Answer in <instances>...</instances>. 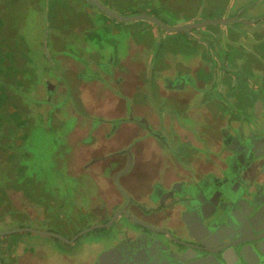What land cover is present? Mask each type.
Listing matches in <instances>:
<instances>
[{"label": "rangeland", "instance_id": "1", "mask_svg": "<svg viewBox=\"0 0 264 264\" xmlns=\"http://www.w3.org/2000/svg\"><path fill=\"white\" fill-rule=\"evenodd\" d=\"M29 1L31 0H0V16L4 21V27H0V33L6 35V38H8L7 34H11L14 36V40H18V36H21L23 38L21 45L26 53L22 61L25 70L23 75L17 78V82L12 77V80H8L10 83L6 87L9 92L19 96L21 103L12 105L15 106V112L18 114L15 120L13 114L8 113L9 111L8 114L6 113L5 116L0 117V151L14 149L16 154H19L18 151H22L24 154L30 153L29 157L26 154L23 157L28 162L23 168L28 167L26 173H30L31 180L37 179V177L44 178V180H41L40 186L47 188L44 192L45 198L49 197L50 194L55 197L52 205L45 208L52 219H37L35 216H26L23 210L18 212L24 214L27 220L31 219L36 224L37 229L46 230V228L57 227V225L62 227L63 229L60 228L62 235L61 232H57L61 235L60 237L55 236L53 238V235L44 239L50 242L54 241L64 249L68 247L67 250H71L74 257H79L78 263H80L85 253L84 250H81V243L87 239L90 241L97 240L100 233L115 228V225L97 228L85 233L83 237H79L72 243L68 241L83 229L69 237L67 227L75 225L78 220L89 217L95 212V210L90 211L87 209L91 205L87 204V200L91 197L90 194H99V190L92 189L91 191L89 189L91 188V182L88 179L95 176V181L100 182L106 175L102 172L108 173L107 169H109L107 168L109 161L105 157L110 158L113 154L108 151L101 156L104 158L97 157L95 165L98 162L103 164L97 167L98 170L93 165L94 161L89 162L92 158L86 159L85 157L79 159L80 161L78 160L80 167L76 169L68 167V164L75 159V151L80 149L79 143L72 140V138L70 139V133L78 124L81 126L92 111L89 106L85 108L78 94L80 89L75 81L76 75L71 72V69L78 68L79 76L87 77H96V73L100 72L111 74L112 65L115 66L116 64V49L119 52L118 70L126 76L133 71L143 76H149L151 74L150 67H152L154 61V67L165 66L166 62L162 59L163 52L174 54L176 56L174 60H177L176 63H185L181 68L182 71H190L189 67L194 63V61L193 63L191 61L194 56H197V59L202 58L204 62L208 61L209 67L214 70L212 76L208 78L209 83H203L205 84V90L208 91L207 99L203 98V105L207 103L211 112L217 109L218 106L224 105L226 117L236 121L238 117L242 116L245 120L244 113L229 104L225 97L221 95V92L226 89L227 97L235 95L234 98L240 106H245L249 98L264 102V29L258 31L257 28L254 30L253 20L251 21L246 16L255 11L256 6L250 8V12H245V9L248 10V5L260 0H111L108 2V5L113 7H110V9L120 15H150L164 21L169 27L178 26L180 28L173 32H164L158 27L151 26L149 21L144 18L120 20L108 14L106 15L104 11L97 7H94L92 12V10H89V6L84 5V3H89L86 0H33L36 7L31 10L25 7ZM261 2H264V0H261ZM130 8L139 11L128 13L127 11H130ZM260 8L261 5H258V9ZM121 9H125L126 12L120 11ZM239 11L241 15H238ZM236 15L238 17H235ZM30 16L31 19L37 21L34 24L37 27L31 26V30L29 26L31 21L25 19ZM261 17L264 20V14ZM188 18L190 19L188 20ZM88 21L92 22L90 23L92 27L87 32ZM230 23L231 25H229ZM260 23L262 24L255 26H264V21ZM20 25L24 28L21 35L19 33ZM29 31L32 32L34 40L30 37ZM246 33L249 35L246 36ZM89 38L94 41V45L88 43ZM197 38L201 40L197 41ZM260 39L263 41L262 51L258 48ZM135 46L136 49H134ZM95 48L97 54L92 52ZM105 50L108 52L107 55L104 54ZM129 53L132 55L130 60H133L135 56H137L138 61H140V58L143 60V71L138 72V70L135 71V69L120 64V58L123 59ZM82 54L85 57H81ZM86 55L88 58H86ZM112 55L113 60L110 61L109 57H112ZM225 55L228 56L229 62L234 65L226 69L225 80L220 77L222 82H219L217 76L223 67L220 62L224 61ZM148 56L153 58L149 59ZM101 58L104 59L101 60ZM94 60L96 65L92 69L88 63L92 64ZM255 60L257 62L253 63ZM150 61H153V63L151 64ZM258 62H261V64L258 65ZM196 72L197 74L200 73L197 69ZM242 73L247 75V81L242 79ZM187 74L189 73L187 72ZM187 74L181 77L182 81L185 80L183 77ZM47 76L53 81V83L50 82L52 87H49V84L46 83L48 81L45 80ZM117 78L122 79L123 76ZM196 78H194V81ZM153 79L152 77L150 83ZM217 82L222 86L225 84L227 88L225 86L223 88L219 87ZM101 83L104 84V80ZM37 84L39 86V97L36 104L31 96L34 95V86ZM195 84L201 85L198 81L194 83L191 80L186 81V85L194 87ZM42 85H44V91L41 88ZM54 85L57 87L55 91L53 90ZM58 87H61L60 90ZM193 89L195 97H199L203 93L195 88ZM105 90L107 91V89L100 86L96 88L98 98H105L107 94ZM144 91H147V93L144 94ZM108 92L110 91L108 90ZM137 97L142 100L147 97L153 98L152 105H155L159 114L163 112L162 106L166 105V97L157 94L155 84L149 85L147 89L135 91L134 100ZM44 101L48 103H44ZM2 106L6 107V104ZM169 106H173V102ZM7 108H9L8 105ZM252 111L257 114L256 108ZM177 112L179 113V111ZM262 113H264V108ZM261 115L258 116V119ZM178 118L183 123L188 122L184 113L183 115L179 114ZM91 120L92 124L96 121ZM189 124L191 123H186V125ZM203 127L211 132L207 124H204ZM84 128L73 133L79 135L82 132L83 135ZM164 129L167 128L164 127ZM6 130L9 135L6 134ZM215 132L213 130V133ZM168 135L170 137L161 138L162 140L155 138L153 135L150 136L154 139L152 143L158 140L157 145L160 148L158 154L160 156L162 154L163 165L164 153L168 160H171L172 155H174L180 163L188 162L194 158L198 163L209 162L208 168L213 165L210 164L211 157L218 154L211 146L194 148L188 142L175 141L176 136L173 135L171 130H169ZM139 138L137 137L138 140H140ZM87 140L92 141L89 136L83 139V141ZM127 146L123 144L118 149L123 151L128 148ZM165 146H167L166 150ZM81 147L85 150L91 146L81 145ZM169 147L170 149H168ZM16 154L14 153V156L12 154V159L8 160L7 165L10 169L15 168V166L19 168L18 164L25 162ZM3 156L1 155L0 164L5 159ZM8 156L10 157L11 153ZM102 166H105L106 169L103 170ZM163 170H165V167ZM5 174L0 173V180H7V183L13 184L15 181L11 178L13 174L10 176ZM202 175L204 173H200V176ZM192 176L194 177V175ZM202 179L213 182L212 172L205 174L200 180ZM25 186L27 192L30 193L28 197L33 195L37 198L41 197V194L35 191L36 186L33 183L30 185L27 180ZM125 195L128 196V192H125ZM2 197V194H0L3 202L0 205V214L8 212L12 207V202H7L5 197ZM81 198L86 204H82L84 208L79 206L76 209L78 206L76 202ZM126 202H128L127 199ZM124 205L131 206L128 203ZM22 206H25V202ZM125 208L127 209V207ZM26 209L29 211L34 209L40 213L42 208L36 206L32 209L29 206ZM81 210L83 212H80ZM118 210L119 208L114 213ZM11 211L15 212L14 207ZM34 241L33 238V240L28 241V244ZM86 252H89V249Z\"/></svg>", "mask_w": 264, "mask_h": 264}, {"label": "crops", "instance_id": "2", "mask_svg": "<svg viewBox=\"0 0 264 264\" xmlns=\"http://www.w3.org/2000/svg\"><path fill=\"white\" fill-rule=\"evenodd\" d=\"M100 1L106 4L109 8H113L112 6L108 5V2H110L111 0ZM258 3L254 4V6H256V10L252 11L251 14H247L246 16L251 21L253 20L254 30L258 28V31H260L259 29H264V26L256 27L255 25L262 24L260 22L264 21L261 17V15L264 14V6L258 9ZM84 5L89 6V10H92L93 12L94 7L89 5V3H84ZM25 7L31 10L32 8L36 7V4L34 5L33 0H31L26 4ZM120 11L126 12L125 9H121ZM136 11L139 10H132V8H130V11L128 10L127 12L134 13ZM247 11L250 12V9H245V12ZM238 15H241L240 11ZM238 15H236L235 17H238ZM255 17H258V19H256ZM25 19H29V21H31V24L29 25L30 30L31 26L37 27L34 25L37 23V21L31 19V16ZM189 19L190 18H188V20ZM90 23L92 22L88 21L87 32L92 27ZM149 24L151 26L158 27L151 21H149ZM229 25H231V23ZM0 27H4V21L1 16ZM20 28L19 33L21 35L23 32L22 29L24 28H22L21 25ZM158 28L161 29L160 27ZM162 31L166 32V30L163 29ZM29 34L30 37L34 40L31 31H29ZM7 35L8 38H6V35H2L0 33V117L2 118V116H5L6 113L9 111L8 113L13 114L15 120L18 114L15 112V106L12 105H16L21 102L18 98L19 96L13 92H9L6 87L7 84L10 83L8 80L14 79V81L17 82V78L20 75H23V72L25 70L23 68L24 64L22 63V61L26 53L21 45L23 42V38L21 36H18V40L15 39V42L13 35ZM248 35L249 34L246 33V36ZM88 43L94 45V41H91L90 38L88 40ZM136 45L138 47H141L139 44ZM262 46L263 41L262 39H260L258 48L261 50ZM134 49H136V46L134 47ZM116 51V64L115 66L112 65L111 74L101 72V74L97 73L96 77H87L79 76L78 68H73L74 70L71 69V72L75 73L76 75L75 81L77 82V86L80 89L78 94L81 97L85 108L89 106L92 111L87 116L85 122H83L81 126L78 124V126L73 128V131H71L72 133H70V139L72 138V140L79 143L80 149L75 151V159L71 161L70 164H68V167L72 169L80 167L79 159H83L85 157L86 159L94 158L95 160H92L94 161L93 165L95 166V169L98 170L97 167H100V165L103 164L98 162V164L95 165L97 157L103 156L108 151L113 154L112 156H114V159L116 160L117 164H112L108 162V173L102 172V174L106 175L103 179H101L100 182L95 181V176L93 178L89 177L90 179L88 180L91 182V188L89 189L91 191L92 189L95 191L99 190V194H90L91 197L87 200V204H91L90 207L87 209L90 211L95 210V212L92 215H89V217L85 216L86 218L78 220L75 225L68 226L67 235L69 237H71L80 229H84L90 225H94L97 223L104 224L109 222L114 211L118 207H127V209L133 212L134 214L140 215L143 211L136 206L138 203L142 204L146 208L150 206L148 205V202H151V205H158L155 203V201H159V199L161 202L169 201L171 195L176 190L183 192L187 191L189 188H192L197 193L200 189L199 183L203 184L202 187H207L209 189L212 182L208 179H200L204 177L205 174L211 173V169L216 171V177L221 176L223 170L226 169L228 163H230V161H227V159L234 155V148L237 147L234 143L235 141L231 142V137L234 138L238 135L248 136L249 134H256L253 127L247 125L245 128L243 127L242 116L240 118L238 117L236 121L232 118L226 117V113L224 112V105L218 106L217 109L212 110V112L207 103H205L206 105H203V98L207 99L208 97V91L205 90V84L203 83H209L208 78L212 76L214 72V70L209 67L208 61L204 62L202 58L197 59V56H194L191 61V63H193V61L194 63L189 67L190 71H182L181 68H183L185 63L178 62L179 67L177 69L178 63H176L177 60H174L176 56L174 54L163 52L162 59H164L166 62L165 66L160 65L154 67V61V64L152 65V67H150L151 74H149V76H143L142 74L135 73L134 71L131 72L130 75L126 76L123 74L122 71L118 70L117 65H119V52L118 49H116ZM92 52L94 53V51ZM104 54H108L107 50H105ZM81 57H85V55L82 54ZM131 57V53L126 54L123 59L120 58V64L126 65L130 69H135V71L138 70V72L143 71V60L140 58V61H138L137 56H135L133 60H130ZM86 58H88L87 55ZM148 58L150 59L153 57L148 56ZM102 59L104 58H101V60ZM150 62L151 64L153 63V61ZM256 62L257 61L255 60L253 63ZM259 63L261 64V62H258V65ZM88 64L91 66L92 69H94L96 61L94 60L92 64ZM220 64H222L223 67L219 71L217 79H219V82H222L220 80V77H223V80H225L226 69L230 66H233L234 64L229 62L227 55L224 56V61H221ZM196 69L200 71L199 74H197ZM187 72L191 76L187 74ZM185 74H187L185 78L183 77L185 80L182 81L181 77ZM104 76H110L109 78H111L112 80H118V89L117 92L114 93V95L112 96H110V93L107 92L105 98H98L96 88L98 86L105 88L104 85L101 83V79ZM119 76H123V78L118 79L117 77ZM152 77L154 79L150 83ZM176 78L180 80V84H177V87H175L174 85H168L169 80ZM194 78H196L195 81ZM242 79L247 81L246 79L248 78L245 73H242ZM45 80H48L46 81V83H53L52 79H49L48 76L45 78ZM188 80H191L193 83L198 81L201 85L195 84L193 85L194 87L190 86L192 84L186 85V81ZM152 84H155V88L159 96L166 97V105L162 106L163 112L162 109L159 107L162 112H160L161 114H159L155 105H152L153 98L147 97L142 100L137 97L134 100L135 91L147 89L149 85ZM217 85L221 88H223L224 86L225 88H227L225 84L222 86L217 82ZM34 87V95H32L31 97L35 100V103L37 104V98L39 97V86L37 84ZM43 87L44 85L41 86L42 90ZM50 87H52V84L50 85ZM193 88L199 90L200 92H203L201 96L195 97V91ZM56 89L57 87L54 85L53 90L55 91ZM177 89L179 90L175 91ZM226 92L227 90L225 89L224 92H221V95L225 97L229 104L234 106L235 109L241 110L244 115H250V112H252L251 107L243 105L240 106L236 102L235 98L230 96L227 97ZM145 93H147V91H144V94ZM171 102H173V106H169ZM45 103L48 102L45 101ZM3 104H6V107L2 106ZM7 105L9 108H7ZM174 108H176V110H174ZM263 108L264 103L261 100H258L256 110L259 114L262 113ZM177 111H179V113ZM183 113L184 116L187 117L186 120L191 124L186 125V123L188 122L183 123L179 120V114L183 115ZM91 119L96 121L92 124ZM204 124H207L208 127H210L211 132L204 129ZM160 125L162 126L161 128ZM83 127H85L83 135L82 132L79 134L81 136L73 133L76 131H80ZM164 127H166L167 129H164ZM169 130H171L173 135L176 136L175 141L179 140L181 143L188 142L194 148L211 146V148L217 154L221 153L219 154L221 156V159L219 160L217 156L211 157L212 161H210V164L213 165L208 168L209 162L198 163L197 160L192 158L188 162L184 161L183 163H180L174 155H172L171 160H168L167 156L164 153L163 165V161L161 158L162 154L161 156L158 154L160 150L159 145H157L158 140L152 143L154 139L150 136L153 135L155 138L162 140L164 137H170L168 135ZM213 130H215L216 132L213 133ZM5 132L8 135V131L6 130ZM107 132H110L111 135L109 136ZM87 136L91 137L90 139H92V141H83V139H85ZM137 137H140V140H138ZM123 144L128 145V148H126V153L124 150L118 152V148H120ZM81 145H88L91 147L84 150ZM166 148L167 146H165V150ZM168 149H170V147ZM115 152H117V155L114 154ZM126 159L129 163L127 166L129 167V171L125 173L124 176H122V181L120 180L119 187L113 180L112 175L113 171L116 168L125 164ZM164 167L165 170H163ZM102 168L103 170L106 169L105 166H102ZM200 173H204V175L200 176ZM215 173H212L214 178H216ZM192 175H194V177ZM21 188V186H15L14 184L13 187L7 186L4 189V196L2 195V198L5 197L7 202L11 201L12 207H10V210L8 212H4L2 216H0V235L20 232L23 231L20 229L24 227H31L37 229L36 224L32 222L31 219L25 221L23 217L26 215L31 217L35 216L37 219H41L43 216L42 209L39 213L33 209L37 206L36 204H33V206L27 202L28 199H26V197L24 196V193L22 192ZM122 190L128 192V196H126L125 193L123 194ZM151 194H155V197L153 199H150ZM126 199L128 202H126ZM24 202L25 206L23 207L22 204H24ZM76 203L78 205L76 209H78L79 206L84 208L82 204H86V202H83L82 198L78 199ZM127 203L131 206L128 207L124 205ZM29 206L34 211H29L28 209H26ZM13 207L15 212L11 211ZM19 210H23V212L25 211L26 214L24 215L19 213ZM80 212L83 211L81 210ZM170 219L172 220V218ZM173 219V224H180L179 221L181 220V217L179 213L173 214ZM158 222L166 225L168 220H159ZM60 228L62 227L57 225V227L46 228L45 231H53L60 233L62 231ZM6 231L13 232L7 233ZM50 236L52 237L53 235ZM83 236L84 235H82L81 237ZM33 238L35 239V241L28 244V241L33 240ZM123 238L124 237L122 236L121 239L125 242L126 239ZM38 239H36L35 237L23 238L21 235H14L9 237L5 236L0 242V264H95L96 262V247L92 248V246L90 245L94 241H90L87 239L81 243V250H84L85 253L81 258V262L78 263L79 257H74L72 251L67 250L68 247L64 249L58 246L54 241L50 242L45 240L44 238H40L39 240ZM121 245L122 246L120 250H126V244ZM88 249L89 252H86L88 251Z\"/></svg>", "mask_w": 264, "mask_h": 264}, {"label": "water", "instance_id": "3", "mask_svg": "<svg viewBox=\"0 0 264 264\" xmlns=\"http://www.w3.org/2000/svg\"><path fill=\"white\" fill-rule=\"evenodd\" d=\"M86 1L113 18H144L166 31L180 29L178 26L169 27L154 16L120 15L100 0ZM259 5L262 7L264 2L260 0ZM248 100L245 106L255 109L258 99ZM260 115L258 111L257 114L252 111L250 115H245L243 127H253L256 134L231 137V142L235 141L237 146L234 155L227 159L230 163L221 176L216 177V171L211 169L210 172L215 173L216 178L209 189L199 183L197 193L192 188L183 192L176 190L169 201L161 202L159 206L146 208L138 203L136 206L143 211L139 216L126 208L118 210L109 222L90 225L68 241L73 242L94 229L115 225L114 230L100 233L97 240L90 244L92 248L96 247L95 264H134L136 261L137 264H199L206 261L209 255L228 264L226 246L242 259V263L253 264L250 257H256L259 251H263L264 242V233L258 235V221H264V113L258 119ZM219 154L217 158L220 160ZM173 197L176 199L171 202ZM210 206L213 209L204 214V207ZM184 207L186 210L181 216L186 221L173 224V214L179 213ZM165 219L168 220L166 225L158 222ZM223 227L228 228L232 235L219 233ZM20 230L58 237L62 235L31 227ZM214 239L219 241V248L215 250L209 245ZM121 244H126V250H120ZM103 254L109 255V258L104 259Z\"/></svg>", "mask_w": 264, "mask_h": 264}, {"label": "flooded vegetation", "instance_id": "4", "mask_svg": "<svg viewBox=\"0 0 264 264\" xmlns=\"http://www.w3.org/2000/svg\"><path fill=\"white\" fill-rule=\"evenodd\" d=\"M255 3H258V2H253V3H251L250 5H248V10L252 7V6H254V4ZM260 4V1H259V3H258V5ZM255 18H257V17H255ZM254 18V19H255ZM94 51V53H97L96 52V49H94L93 50ZM110 58V60H113V55H112V57H109ZM101 73V72H100ZM96 75H97V73H96ZM106 76V75H105ZM103 77L101 80L103 81L104 80V87H105V89H107V91L106 92H108V90L110 91L109 93H110V96H112V95H114V93H116L117 92V89H118V87H117V83H118V80H112L111 78H109V77ZM175 80V81H174ZM169 82V84L168 85H171V86H175V87H177L178 85L177 84H180L179 82H180V80L178 79V78H176V79H172V80H169L168 81ZM48 84H49V82H48ZM51 85V84H50ZM50 87V86H49ZM58 89L60 90V87H58ZM230 97H233L234 98V96H232V95H229ZM45 102V101H44ZM50 105H51V103H49ZM55 104V103H54ZM150 131H151V129H150ZM153 131V130H152ZM112 132V131H111ZM154 132V131H153ZM107 134H109V136L111 135L110 134V132H107ZM91 138V137H90ZM90 141V140H89ZM259 150V149H258ZM125 151V153H126V149L124 150ZM118 152H120V150L118 151ZM114 154H116L117 155V152H115ZM119 154H121V153H119ZM101 158H104V157H101ZM105 159L107 160V161H109L110 163H112V164H117V162H116V160L114 159V156H112V157H110V158H108V157H105ZM92 160H94L93 158L92 159H90L89 160V162L90 161H92ZM128 161H127V159H126V161H125V164L124 165H122V166H120V167H118V168H116L114 171H113V175H112V178H113V180L116 182V184L120 187V180L122 181V176H124L125 175V173H127L128 171H129V167H127L128 166ZM93 178V177H92ZM117 180V181H116ZM122 192L123 193H125V191L124 190H122ZM155 193V192H154ZM155 197V194H151V196H150V199H153ZM176 198H174L173 197V199L171 200V202H173L174 200H175ZM149 201V200H148ZM161 201H160V199H159V201H155V203L156 204H158V205H151V202H148V205H150V206H148L147 208H149V207H152V206H159ZM163 202H167V201H163ZM222 203H223V201H222ZM142 207V206H141ZM119 208V210L121 211L122 209H125V207H118ZM143 208V207H142ZM213 208L210 206V207H208V208H205L204 207V214H206V213H208V212H210L211 210H212ZM142 210V209H141ZM186 210V208L184 207L183 209H182V211L180 210L179 211V215H180V217H181V222H184V221H186V218L184 217V219L182 218V213H183V211H185ZM139 216V215H138ZM187 224H190V223H187ZM258 228H259V230H258V235L259 234H261V233H264V221L262 220V221H258ZM221 231L219 232V233H221V234H225V235H227V234H231L232 235V232L228 229V228H226V227H223V228H221L220 229ZM218 239H214V241L213 242H210V248L211 249H213V250H215V249H218L219 248V246H218ZM225 256H226V262L228 263V264H244V263H242V259H240L238 256H235V254L233 253V251L231 250V248L229 247V246H226V248H225ZM262 252H260L259 251V253H258V256H256V257H250V259L253 261V264H264V242H263V244H262ZM102 257L104 258V259H107L108 257H109V255H105V254H103L102 255ZM113 257V256H112ZM137 262V261H136ZM136 262H134V264H137ZM225 264L223 261H218V259L217 258H214L212 255H209L208 256V259L205 261H202L201 263H199V264Z\"/></svg>", "mask_w": 264, "mask_h": 264}, {"label": "trees", "instance_id": "5", "mask_svg": "<svg viewBox=\"0 0 264 264\" xmlns=\"http://www.w3.org/2000/svg\"><path fill=\"white\" fill-rule=\"evenodd\" d=\"M91 3H89V5H90ZM91 6L92 7H95L94 5H92L91 4ZM45 103V102H44ZM12 132V131H11ZM9 135V134H8ZM9 153H11V156L9 157L8 156V154ZM14 153L16 154V151L14 150V149H12V150H8V151H3V152H1L0 151V159H1V155L5 158L4 159V161L0 164V173L2 174H5V173H7V174H5L6 176H10V175H12L11 176V178H13V180H15L14 181V183L12 184V183H7L8 181L7 180H3V179H1L0 180V194H2L3 196H4V189H5V187H7V186H12L13 187V185L15 184V186H21L22 188V192L24 193V196L26 197V199H28V203L30 204V205H37L38 207H41L42 208V211H43V217L42 218H48V220H51L52 219V217H51V215L49 214V213H47L46 211H45V208L48 206V205H52V202L54 201V196H52L51 194H50V196L49 197H46L45 198V195H44V192H45V190H47V188L46 187H43V186H40L41 185V180H44V178H42V177H37V179H34V180H31L32 179V177H31V175H30V173H26V170H28V167L27 168H23V166L24 165H27V161L25 160V158L23 159V157H24V155L26 154V156L28 155V157H29V155H30V153H23L22 151L21 152H19L18 151V153L19 154H16V155H18L19 157H21L22 159H23V161L25 160V162L22 164L20 161V163L18 164L20 167L19 168H17V166H15V168H11L10 169V167L7 165V163H8V160L10 161L11 159H12V154H13V156H14ZM7 158H9V159H7ZM6 162V163H5ZM12 170H14L13 172H12ZM47 170V169H46ZM4 178V177H3ZM7 179V178H6ZM26 179V180H25ZM23 180V181H22ZM27 180L29 181V184L31 185L32 183H33V185H35L36 186V190L35 191H37V193H39V194H41V197H35V195H33L32 197H28V196H30V193H28L27 192V190H26V186H25V183L27 182ZM34 188V187H33ZM40 191V192H39ZM50 198H52L53 200H51ZM4 200V199H3ZM46 203V204H45ZM1 204H3V202H2V200H1V198H0V205ZM43 206H44V210H43ZM25 212V211H24ZM24 214H26V212L24 213ZM0 216H2V214H0ZM25 217V216H24ZM23 217V218H24ZM24 220L26 221L27 220V217H25L24 218ZM14 235H21L23 238H30V237H35V236H37V237H35V238H46V237H51L50 235H46V234H41V233H37V232H34V231H30V230H23V231H20V232H14V233H9V234H6V235H0V242L2 241V239L5 237V236H7V237H9V236H14ZM54 238V237H53Z\"/></svg>", "mask_w": 264, "mask_h": 264}]
</instances>
